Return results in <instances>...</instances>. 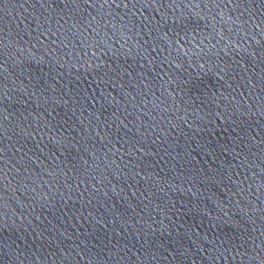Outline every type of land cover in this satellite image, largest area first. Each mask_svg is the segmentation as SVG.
Listing matches in <instances>:
<instances>
[{
    "label": "water",
    "instance_id": "1",
    "mask_svg": "<svg viewBox=\"0 0 264 264\" xmlns=\"http://www.w3.org/2000/svg\"><path fill=\"white\" fill-rule=\"evenodd\" d=\"M0 264H264V0H0Z\"/></svg>",
    "mask_w": 264,
    "mask_h": 264
}]
</instances>
